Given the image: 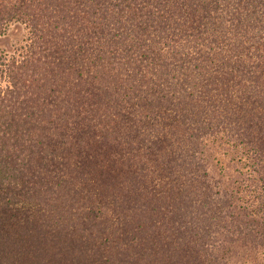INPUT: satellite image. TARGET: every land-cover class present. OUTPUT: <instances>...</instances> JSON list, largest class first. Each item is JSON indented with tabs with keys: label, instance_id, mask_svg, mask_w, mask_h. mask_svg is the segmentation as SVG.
<instances>
[{
	"label": "trees",
	"instance_id": "obj_1",
	"mask_svg": "<svg viewBox=\"0 0 264 264\" xmlns=\"http://www.w3.org/2000/svg\"><path fill=\"white\" fill-rule=\"evenodd\" d=\"M14 21L0 264H222L216 142L245 148L264 228V0H0Z\"/></svg>",
	"mask_w": 264,
	"mask_h": 264
},
{
	"label": "rangeland",
	"instance_id": "obj_2",
	"mask_svg": "<svg viewBox=\"0 0 264 264\" xmlns=\"http://www.w3.org/2000/svg\"><path fill=\"white\" fill-rule=\"evenodd\" d=\"M29 44L30 33L24 24L16 21L8 24L4 34L0 36L1 88L7 86V82L2 77L4 65L12 59L21 60ZM216 143L215 146L211 143L206 144L203 156L214 161V173L220 180L216 190H219L223 195L227 194L228 197L227 201H222L227 207V214L234 216L233 219L239 221V225L244 220L253 221V225H259L260 231L258 232L264 238V228L258 221L259 218L254 215L257 207L252 204L255 203L256 186L252 182L253 177L247 176L249 174L247 160L244 159L246 154L242 155V150L245 148L237 147L236 150L225 144L219 147ZM214 181L216 180L214 179ZM226 222L227 225H230L229 220ZM239 225L235 222L232 226L233 229L224 228L218 235L222 251L217 256L221 259L222 264H264V245H259L261 236L245 237L243 233H236V227Z\"/></svg>",
	"mask_w": 264,
	"mask_h": 264
}]
</instances>
